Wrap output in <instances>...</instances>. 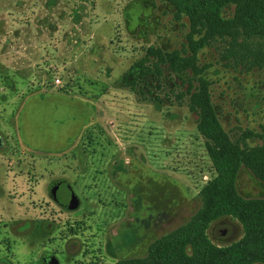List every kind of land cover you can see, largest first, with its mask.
I'll return each mask as SVG.
<instances>
[{"label":"rangeland","instance_id":"374dc122","mask_svg":"<svg viewBox=\"0 0 264 264\" xmlns=\"http://www.w3.org/2000/svg\"><path fill=\"white\" fill-rule=\"evenodd\" d=\"M189 31L166 0H0V264L144 257L200 209L214 169L188 98H176L185 88L168 71L160 90L123 83L148 50L181 49ZM220 51L198 57L224 129L262 133L264 69L225 67ZM57 181V198L75 194L78 208L50 197ZM237 188L264 198L246 168ZM207 233L226 246L243 230L225 217Z\"/></svg>","mask_w":264,"mask_h":264},{"label":"trees","instance_id":"16d2710c","mask_svg":"<svg viewBox=\"0 0 264 264\" xmlns=\"http://www.w3.org/2000/svg\"><path fill=\"white\" fill-rule=\"evenodd\" d=\"M166 1L175 8L177 20L189 19L186 45L173 51L151 48L131 69V80L125 77L123 83L135 91L150 78L160 90L165 71L172 83L180 82L175 87L185 91L176 98L187 97L190 111L197 116V131L214 177L199 192L202 205L185 224L152 242L146 256L115 264H264V198L243 197L237 188L242 168L264 182V130H245L235 139L230 136L213 103L211 81L205 74L208 67L201 66L198 57L204 48L216 45L225 67L242 68L245 73L263 70L264 0ZM232 7L233 14L227 17L225 12ZM153 99L160 100L158 96ZM251 139L260 143L251 145ZM225 217L237 221L243 235L236 242L218 246L207 231Z\"/></svg>","mask_w":264,"mask_h":264},{"label":"water","instance_id":"95a60500","mask_svg":"<svg viewBox=\"0 0 264 264\" xmlns=\"http://www.w3.org/2000/svg\"><path fill=\"white\" fill-rule=\"evenodd\" d=\"M1 144V142H0ZM60 183L54 184L52 187V193L54 198H57V190L59 187ZM79 207V200L78 198L75 196V194H72V199L71 202L68 204V209H76ZM43 264H58V262L54 261L53 259L49 258V257H45L43 259Z\"/></svg>","mask_w":264,"mask_h":264},{"label":"flooded vegetation","instance_id":"af4514ba","mask_svg":"<svg viewBox=\"0 0 264 264\" xmlns=\"http://www.w3.org/2000/svg\"><path fill=\"white\" fill-rule=\"evenodd\" d=\"M0 145H1V144H0ZM57 183H60V182L57 181V182L54 183V184H57ZM54 184H53V185H54ZM53 185H52V187H53ZM52 187H51V190H50V197H51V198L55 201V203H56L57 205H59L60 207L68 208V203L61 202L58 198H56V199L54 198L53 193H52ZM69 187H70V186H69ZM45 257H49V258L53 259L54 261L58 262V264H59V261L57 260V258H56L55 256H53V255H50V254L45 255V256L42 257L41 264H43V259H44Z\"/></svg>","mask_w":264,"mask_h":264},{"label":"built area","instance_id":"2783aa9c","mask_svg":"<svg viewBox=\"0 0 264 264\" xmlns=\"http://www.w3.org/2000/svg\"><path fill=\"white\" fill-rule=\"evenodd\" d=\"M57 82H59V81L57 80Z\"/></svg>","mask_w":264,"mask_h":264}]
</instances>
